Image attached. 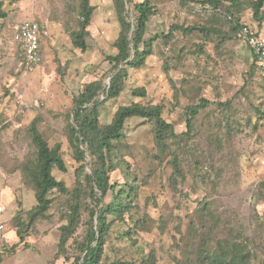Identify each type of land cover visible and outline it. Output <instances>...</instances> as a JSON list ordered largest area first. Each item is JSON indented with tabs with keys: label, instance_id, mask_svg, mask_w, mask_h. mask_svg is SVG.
I'll list each match as a JSON object with an SVG mask.
<instances>
[{
	"label": "rangeland",
	"instance_id": "rangeland-1",
	"mask_svg": "<svg viewBox=\"0 0 264 264\" xmlns=\"http://www.w3.org/2000/svg\"><path fill=\"white\" fill-rule=\"evenodd\" d=\"M139 1L143 0H134ZM203 1L151 0L156 11L145 37L153 38V54L145 66L128 69L120 96L101 107L100 122L108 124L120 106L162 105L163 118L180 134L188 129L187 106L201 98L212 102L197 115L194 135L180 144L167 141L171 150L165 152L155 141L151 122L141 117L127 120L128 147L121 152L126 162L111 173V180L122 185L127 175L136 177L140 208L125 220L110 216L104 264L116 260L141 264L151 254L155 264H196L197 247L204 240L215 247L219 239L232 236H243L258 251L256 264L264 260V81L258 71H251L252 51L232 29L230 1L223 0L219 9ZM91 3L95 11L88 28L89 48L83 51L69 34L78 28V0L5 2L12 13L0 30V203L8 235L0 242V264L70 263L55 257L60 226L67 222L64 215L72 204L70 195L54 190L48 217L39 218L23 240L13 219H26L37 203L35 190L23 183L21 168L36 153L28 132L34 119L50 146L61 145L67 170L55 167L54 176L69 189L76 187L80 164L68 140L67 115L83 84L106 76L111 65L105 57L117 52L121 31L114 0ZM128 8L132 20L133 4ZM231 10L240 23L264 36V18L261 24L253 18L251 0ZM32 18L44 25V60L23 76L14 26ZM142 88L144 96L135 94ZM20 95L29 103L23 111ZM229 100L231 105L225 108L222 103ZM172 149L179 154L183 172L177 180ZM207 203L217 223L205 209ZM211 225L217 230L207 235ZM81 233L82 227L68 243L71 254Z\"/></svg>",
	"mask_w": 264,
	"mask_h": 264
},
{
	"label": "trees",
	"instance_id": "trees-1",
	"mask_svg": "<svg viewBox=\"0 0 264 264\" xmlns=\"http://www.w3.org/2000/svg\"><path fill=\"white\" fill-rule=\"evenodd\" d=\"M16 3L19 0H0V30L5 21L11 18L12 11L5 9V2ZM227 7L231 17L232 29L240 41H246L238 36V32L244 26L239 19L231 13V8H239L244 0H229ZM223 0H204L210 3L214 9H219ZM121 23V31L116 40L117 52L106 55L105 59L111 65L104 78H98L83 84L79 93L74 97L73 107L68 113L67 135L74 150L76 161L80 164L77 171L76 187L69 189L64 182L56 179L53 169L56 167L66 171V163L61 151V145L56 143L50 146L47 138L41 132L39 121L34 119L28 132L36 147V153L27 158L22 164L23 183L35 190L36 205L27 214L26 219L16 216L13 221L17 226V234L24 239L29 229L33 227L39 218H47L53 203L52 192L70 195L72 204L70 210L64 215L66 223L60 226L61 235L58 251L55 257H63L69 264H104L105 244L112 221L125 220V216L132 217L140 208L139 192L140 183L136 177L127 175L124 184L112 182L111 173L122 166L125 159L121 156L124 147H128L125 140V124L129 118L141 117L151 122L154 128L155 141L162 152L171 150L167 143L173 140L180 144L184 137L194 135L197 115L209 105L211 101L201 98L197 103L190 104L186 108L187 131L176 133L171 123L162 116L163 107L159 104L143 105L132 103L123 105L115 112L112 121L108 124L100 122L101 107L105 101L117 98L125 87L129 68H141L145 66L147 58L153 54V38L145 37L150 18L155 14L156 8L151 0L134 2V0H114ZM133 4V19H129L128 5ZM253 18L260 24L263 21L264 0H251ZM95 6L91 0H78V28L69 32L75 47L86 51L89 48V26L94 15ZM201 30H207L201 27ZM247 44V43H246ZM248 45V44H247ZM19 68L22 70L23 57L19 50ZM251 65V71H258L264 81V74L259 70L255 55ZM109 79L106 81V79ZM137 95H145V89L135 91ZM225 108L230 107L231 100L222 103ZM258 111H260L258 109ZM172 164L177 180L183 176L179 164V154L172 149ZM264 182L261 183V186ZM264 193V192H262ZM262 199V198H261ZM260 200V198H259ZM264 200V199H263ZM258 202V200H257ZM205 209L217 223L218 217L211 210L210 203ZM8 231V222L6 223ZM137 225V221H135ZM82 227L80 238L74 240L75 253L69 252L68 243ZM217 230L215 225L207 229V235ZM73 257V260L71 258ZM196 264H256L258 251L250 246L246 238L232 236L221 238L215 247H210V242L203 241L197 247ZM154 254L149 255L141 264H155ZM194 263V262H193ZM192 263V264H193ZM108 264H134L128 260H116ZM176 264H184L177 262ZM195 264V263H194ZM264 264V260H261Z\"/></svg>",
	"mask_w": 264,
	"mask_h": 264
},
{
	"label": "built area",
	"instance_id": "built-area-1",
	"mask_svg": "<svg viewBox=\"0 0 264 264\" xmlns=\"http://www.w3.org/2000/svg\"><path fill=\"white\" fill-rule=\"evenodd\" d=\"M43 31V23L33 18L25 19L14 26L13 40L18 45L23 57L21 70L23 76L30 75L43 63L44 55L41 47V34ZM238 36L246 41L255 55L259 70L264 74V36L247 25L241 28ZM19 102L22 111L29 106L23 95H20ZM3 215L4 207L0 203V242H2L7 233V222H5Z\"/></svg>",
	"mask_w": 264,
	"mask_h": 264
},
{
	"label": "crops",
	"instance_id": "crops-1",
	"mask_svg": "<svg viewBox=\"0 0 264 264\" xmlns=\"http://www.w3.org/2000/svg\"><path fill=\"white\" fill-rule=\"evenodd\" d=\"M44 32V31H43ZM42 32V33H43ZM41 47H42V51H43V55H44V48H43V45H42V40H41ZM4 207V206H3ZM3 218H4V220H5V222H8L7 220V217L5 216V207H4V215H3ZM7 235H8V233H6V236H5V238L2 240V241H4V240H7Z\"/></svg>",
	"mask_w": 264,
	"mask_h": 264
}]
</instances>
